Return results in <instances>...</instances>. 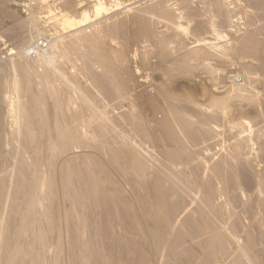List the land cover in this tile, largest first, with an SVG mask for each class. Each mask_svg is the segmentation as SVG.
<instances>
[{
  "label": "bare ground",
  "instance_id": "obj_1",
  "mask_svg": "<svg viewBox=\"0 0 264 264\" xmlns=\"http://www.w3.org/2000/svg\"><path fill=\"white\" fill-rule=\"evenodd\" d=\"M110 1L0 0L10 39L60 11L0 57V264H264V0H138L66 32ZM214 58L242 82L217 60L207 104L171 84Z\"/></svg>",
  "mask_w": 264,
  "mask_h": 264
},
{
  "label": "rangeland",
  "instance_id": "obj_2",
  "mask_svg": "<svg viewBox=\"0 0 264 264\" xmlns=\"http://www.w3.org/2000/svg\"><path fill=\"white\" fill-rule=\"evenodd\" d=\"M91 3H90V2ZM97 0H88V2H89V7L94 3V2H96ZM138 1V0H123V2H119V3H113V1H110V3L109 2H107V5H106V7L108 8V10L105 12V14H103V15H96V16H94V17H92L90 20H85V18L84 17H82V16H80L79 18H77L76 20H74L71 24V27L69 28V29H67L66 30V32L68 33V32H73V31H75V30H77V29H79V28H82V27H86V26H88L89 24H91L92 22H94V21H101L102 19L104 20V18L106 17V16H112V15H114L115 13V15H118V13L119 14H122L123 16L124 15H126L127 13H129V9H130V7L131 6H133L136 2ZM112 2V3H111ZM51 3V2H50ZM109 3V4H108ZM130 4V5H129ZM52 5V4H51ZM54 8H55V6L54 5H52ZM53 7H52V11H51V13L49 14V13H46V14H43V16H45V18H48L50 15L51 16H53V15H58L59 13L58 12H56L58 9H53ZM127 7V8H126ZM59 11V10H58ZM128 11V12H127ZM239 11V10H238ZM30 11L29 10H27L26 11V9H25V12H23L24 14H27V16H25V17H27L28 18V24H27V28H26V30L24 31V33H22L21 35H19V36H15V37H13L12 39H10L6 34L5 35H3L2 37H0V57H2V58H5V57H8V56H10V54L11 55H13L14 54V51L17 49V48H15L16 46H18V44L22 41V39H26L29 35L31 36V35H33L34 37V39L33 38H31V42L33 43V44H35L36 46H46V44H47V41H48V39L50 38V37H52L53 35H51L52 34V32H51V30H50V27L48 26V25H46V21H45V23H44V20H45V18L44 17H38V16H36L37 18H42V19H44V20H42V19H39V21H38V19L35 17V15H33L32 13L30 14L29 13ZM60 12V11H59ZM178 13L179 12H181L180 10H178L177 11ZM229 12H231L232 13V20H233V22H234V25H236L235 27H233L234 29L235 28H240L242 31H244L246 28H247V22H248V20H247V17H246V15H244L241 11H239L240 13H238L236 10H235V12H232V11H229ZM55 13V14H54ZM235 14V15H234ZM240 14V15H239ZM53 17V19L52 20H50V21H53L54 20V18H55V20H57V19H59L60 17H58V16H60V15H58L57 17ZM235 17V18H234ZM238 17V18H237ZM234 18V19H233ZM239 19V20H238ZM242 20H244L243 22H242ZM43 21V22H42ZM49 21V20H48ZM40 22H42L43 24H41ZM246 24H245V23ZM239 23V24H238ZM241 24V25H240ZM162 25V24H161ZM160 25V26H161ZM160 26H159V29L161 30V31H163V32H165L166 30H168L167 29V27L166 26H164V25H162L161 26V28H160ZM244 27V28H243ZM233 29V30H234ZM169 32V31H168ZM166 33V32H165ZM26 35V36H25ZM3 37H4V39H3ZM33 39V40H32ZM39 43V44H38ZM45 43V44H44ZM2 44V45H1ZM153 49V48H152ZM155 50V49H154ZM35 53H33V55H34ZM2 55V56H1ZM6 55V56H5ZM215 59V60H214ZM214 59H211L210 61L212 62L211 64L213 65L214 64V66L215 65H217V66H215V67H218L217 69H219L220 71V73L222 72V71H224V74L223 73H219V72H215L214 73V75L216 74L217 75V73L219 74V76L217 75V77H220V79H224L225 77L228 79V77L229 76H234L233 74L234 73H238V68H239V66H240V64H236V63H239V61L240 60H234V61H236V62H231V60L232 59H230L229 60V62L231 63H229V62H227L226 63V61H225V64H224V61L221 59V63H219V59H217V58H214ZM251 59V58H250ZM249 59V60H250ZM217 60H218V63L221 65L222 64V62H223V67H225V65H227V67H229L228 65H231V67H229L227 70H226V68H223V67H221L218 63H217ZM247 60H248V58H247ZM248 60V61H249ZM251 60H253V59H251ZM250 60V61H251ZM244 61V60H243ZM247 61V62H248ZM249 61V62H250ZM216 62V63H215ZM241 62V61H240ZM244 62H246V58H245V61ZM253 64H255V62H254V60L253 61H251ZM233 65V66H232ZM235 65V66H234ZM236 65H239V66H236ZM219 66L222 68V71H221V69L219 68ZM236 67H237V69H236ZM201 69V68H200ZM199 68H198V70H194L195 72L192 74V76L193 77H195V80L193 79V77L192 76H190V77H186V76H180V77H178V78H176L174 81H171V84H175V83H177V82H179L182 86L184 85V86H186V84L188 85V87L186 86V88L184 89L183 88V90H184V92H185V90H186V92L185 93H187V97H191V99H190V101L191 100H193L192 98H194V100L198 97V99L199 100H206V101H204L206 104L208 103V102H210L211 100H208V102H207V99L208 98H210V96H211V98L213 97V95L215 94V95H220V96H222L223 94H225V90H226V88H228L229 86L228 85H225V83H230L231 84V82L230 81H232V80H230V81H227V79L225 78V83L224 82H222V80L221 81H219L220 79L219 78H216V75L214 76V75H210V73H208L209 74V76L211 77V76H214V78H216L215 80H217V79H219V80H217V81H215L214 80V82H215V84H216V82H218L219 81V83L221 84V86L219 87V85L220 84H216V85H218V86H216V85H213L214 86V88H213V86L211 85L212 83H209L210 81H211V79L213 80L214 78L213 77H209V82H208V75H207V72H205L204 70H202L204 73H202V71L200 70ZM223 69H225V70H223ZM200 70V71H199ZM231 70V71H230ZM198 71H199V73H198ZM231 73H233V74H231V75H229L230 74V72ZM236 71V72H235ZM150 72H152V71H150L149 70V74L151 75L150 77H149V80L151 79V81H152V79L153 78H155V79H153V81H155V80H157V79H161L162 81L164 80H168V78H165V79H163V78H161V77H165L163 74H161V73H158V72H156V71H153L152 73H150ZM155 72V73H154ZM160 72V71H159ZM229 72V73H228ZM158 73V74H157ZM228 75H226V74ZM196 74V75H195ZM198 74V75H197ZM202 74H204V75H207V76H204V75H202ZM224 75V78H222L221 76H223ZM163 75V76H162ZM226 75V76H225ZM237 75V74H236ZM235 75V76H236ZM198 76H200V77H198ZM238 76V77H237ZM236 77V79L237 80H239L240 79V82H242L241 81V79H242V77H240L239 76V73H238V75H237ZM201 77H203V79L201 78ZM204 77L206 78V79H204ZM157 78V79H156ZM230 78V77H229ZM232 79V78H231ZM161 80L159 81V82H161ZM165 81V82H170V80L169 81ZM177 80V81H176ZM181 80H183V82H181ZM207 80V81H206ZM158 81V80H157ZM163 81V82H164ZM176 81V82H175ZM175 82V83H174ZM186 82V83H185ZM212 82V81H211ZM224 83V85L222 84V83ZM179 83H177V84H179ZM185 83V84H184ZM209 83V84H208ZM180 84H179V88L180 87H182V86H180ZM195 85V86H194ZM203 85V86H202ZM209 85V86H208ZM174 86V85H173ZM183 86V87H184ZM191 86V87H190ZM227 86V87H226ZM175 87H177L176 85H175ZM177 87V91L179 90V92L182 94V92H183V90L181 89V91H180V89ZM198 87V88H197ZM216 87V88H215ZM205 88V89H204ZM212 89V91L214 92L213 94L211 93V90H209V89ZM221 88V89H220ZM191 89V90H190ZM194 89V90H193ZM201 91V92H200ZM206 91V92H205ZM210 91V92H209ZM178 92V93H179ZM189 92V93H188ZM192 92V93H191ZM185 93H183L184 95H185ZM204 95H203V94ZM206 93V94H205ZM210 94V96H209V94ZM223 93V94H222ZM190 94H192L191 96H190ZM215 95H214V97H215ZM183 96V95H182ZM195 96V97H194ZM207 96H208V98H207ZM218 96H216V97H218ZM184 97V96H183ZM186 97V95H185V97L184 98H187ZM210 98V99H211ZM198 99H196L195 101H197L196 103H198L199 101H198ZM194 101V102H195ZM202 101V102H203ZM202 102H199L200 104L199 105H203V104H205V103H202ZM236 102H238L237 104L239 105V103L241 102V101H236ZM236 102H232V104L234 103V105L236 104ZM263 102V101H262ZM241 103H243V106H244V108H242V107H239V106H235L233 109L234 110H232V113H237V111H250V110H253L254 109V106H255V104H254V106H252L250 103V105H248V107H247V102H241ZM241 103H240V106H242L241 105ZM246 103V104H245ZM264 103H260V105H256V106H261V107H263L264 105H263ZM191 105V104H190ZM234 105H232V106H234ZM237 107V108H236ZM260 107V108H261ZM242 108V109H241ZM237 111H236V110ZM251 121V120H250ZM252 123H248V122H246L245 124H250V125H252V127L251 128H249V130H247V131H245V133L247 132V134H249V133H253V132H255V130H254V128H255V126H256V130H257V128L259 127V126H257V125H255L254 123V121H251ZM255 125V126H254ZM246 126V125H245ZM249 126V125H248ZM254 126V127H253ZM254 130V131H253ZM243 133L242 134H245L244 133V131L243 130H241ZM225 134H227V136H230L229 138H231V135H229L228 133L229 132H224ZM223 133V134H224ZM221 135L222 137L225 135ZM241 133H239V136L238 137H241V135H240ZM247 134H245V135H247ZM244 135V136H245ZM226 136V135H225ZM226 136V137H227ZM220 137L219 139L221 140V144H223L224 142H228V141H226L225 140V138L223 137ZM243 137V136H242ZM228 138V137H227ZM232 139L233 138H231V140H229V142L228 143H230L231 141H232ZM223 140V141H222ZM225 140V141H224ZM212 141H215V140H212ZM212 141H209L208 143H212ZM210 143V144H211ZM216 143V141L214 142V146L215 145H217V144H215ZM227 143V144H228ZM218 145V148H221L222 147V145ZM225 144V143H224ZM223 144V145H224ZM227 144L226 145H224V146H227ZM228 145H230V144H228ZM221 146V147H220ZM151 151L153 150L152 148L150 149ZM215 150H217V148L215 149ZM214 150V151H215ZM154 151V150H153ZM152 151V152H153ZM155 152V151H154ZM153 152V153H154ZM153 153H152V155H153ZM156 155H154V156H157V153H155ZM3 160V159H2ZM4 160H6V159H4ZM7 161V160H6ZM6 161H1V163H3V162H5L4 163V165H5V167H7V162ZM8 163H10L9 161H8ZM9 165V164H8ZM10 209H9V206L8 207H6V214H7V212L9 211ZM9 213V212H8ZM53 248L52 247H50L49 248V255H52V253H53V250H52ZM1 258V257H0Z\"/></svg>",
  "mask_w": 264,
  "mask_h": 264
}]
</instances>
